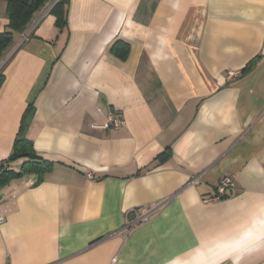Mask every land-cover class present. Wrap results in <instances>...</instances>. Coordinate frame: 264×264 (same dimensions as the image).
<instances>
[{"label":"crops","instance_id":"crops-1","mask_svg":"<svg viewBox=\"0 0 264 264\" xmlns=\"http://www.w3.org/2000/svg\"><path fill=\"white\" fill-rule=\"evenodd\" d=\"M52 7L0 57V167L30 107L54 163L0 186V264H264V0H70L63 30Z\"/></svg>","mask_w":264,"mask_h":264},{"label":"trees","instance_id":"trees-1","mask_svg":"<svg viewBox=\"0 0 264 264\" xmlns=\"http://www.w3.org/2000/svg\"><path fill=\"white\" fill-rule=\"evenodd\" d=\"M7 4L6 15L9 20V24L6 29L0 33V57L6 51V49L14 42L16 35L24 34L25 31L32 25L36 15L40 13L44 7L53 2L51 14L55 17V27L58 30H63L68 25V7L70 0H59L54 3L55 0H4ZM114 53L122 60L125 61L130 53V45L118 42L113 47ZM257 60L251 63L246 71L253 68ZM5 77L0 72V89L4 83ZM34 109L28 108L24 115L21 131L16 139L14 151L8 163H12L16 160H24L19 171L7 169L2 164L0 167V186H3L14 179H17L25 174H36L39 176V180L42 177L53 170L54 163L50 162L41 156H38L34 149L33 143L25 136V130L27 129L30 118ZM136 212V211H134ZM131 212L128 215L129 222L135 219V213Z\"/></svg>","mask_w":264,"mask_h":264},{"label":"built area","instance_id":"built-area-1","mask_svg":"<svg viewBox=\"0 0 264 264\" xmlns=\"http://www.w3.org/2000/svg\"><path fill=\"white\" fill-rule=\"evenodd\" d=\"M57 1L59 0H55L54 3H56ZM109 121L112 123L114 127H119L124 122L120 114L110 116ZM234 188H235V183L233 178L230 176H224L217 185L216 196L210 199L209 202H214L226 198L228 194L234 190ZM137 216L138 217L134 220V222H132L133 225L146 223L149 220L148 214L146 213L139 214ZM4 222L5 220L0 218V225L4 224Z\"/></svg>","mask_w":264,"mask_h":264}]
</instances>
